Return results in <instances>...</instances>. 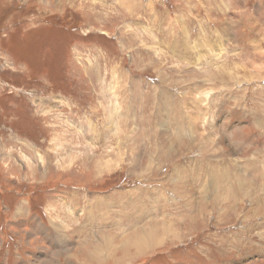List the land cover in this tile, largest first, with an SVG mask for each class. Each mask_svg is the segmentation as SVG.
Returning a JSON list of instances; mask_svg holds the SVG:
<instances>
[{
  "label": "rangeland",
  "instance_id": "rangeland-1",
  "mask_svg": "<svg viewBox=\"0 0 264 264\" xmlns=\"http://www.w3.org/2000/svg\"><path fill=\"white\" fill-rule=\"evenodd\" d=\"M0 264H264V0H0Z\"/></svg>",
  "mask_w": 264,
  "mask_h": 264
},
{
  "label": "bare ground",
  "instance_id": "bare-ground-1",
  "mask_svg": "<svg viewBox=\"0 0 264 264\" xmlns=\"http://www.w3.org/2000/svg\"><path fill=\"white\" fill-rule=\"evenodd\" d=\"M121 6V5H120ZM122 7V6H121ZM263 179V178H262ZM234 185V184H233ZM228 190V189H227ZM231 192H235L236 191V189L234 188V187H232V189L230 188L229 189ZM145 231V230H144ZM154 233V232H153ZM156 234L158 233V232H155ZM166 233V232H165ZM136 234V233H135ZM133 235V234H132ZM146 236V235H145ZM147 237V236H146ZM140 238H141V236H140ZM162 238V237H161ZM101 239H104V238H101ZM137 239V238H136ZM136 239H135V241H133V246H137V245H142V244H145V245H148L149 247H150V249H152L153 247H151L152 246V244H154L157 240L155 239V238H153V236L152 237H150L149 239H147V240H145V237H144V239H141V240H139V241H137L136 242ZM139 239V238H138ZM161 240H163V238L161 239ZM159 241V240H158ZM97 242V241H96ZM103 242V241H102ZM107 242H108V240H107ZM131 242V241H130ZM159 243V242H158ZM103 245V244H102ZM115 245V244H114ZM109 246V245H108ZM116 246V245H115ZM103 247V246H102ZM113 247V246H112ZM139 247V246H138ZM99 249V248H98ZM114 249H115V247H114ZM107 250H109V249H107ZM121 250V249H120ZM141 251V250H140ZM139 251V252H140ZM99 252V251H98ZM109 252V251H108ZM107 253V252H106ZM113 253V252H112ZM111 253V254H112ZM97 255V254H96ZM102 255H104V256H108V254H105V253H102ZM124 256V255H123ZM110 257V256H109ZM108 258V257H107ZM134 258V257H133ZM121 259V258H120ZM95 260H96V258H95Z\"/></svg>",
  "mask_w": 264,
  "mask_h": 264
},
{
  "label": "trees",
  "instance_id": "trees-1",
  "mask_svg": "<svg viewBox=\"0 0 264 264\" xmlns=\"http://www.w3.org/2000/svg\"><path fill=\"white\" fill-rule=\"evenodd\" d=\"M54 25H57V24L54 23ZM57 26H58V25H57ZM70 29H71V32H70V33H73V32H75V30H76L75 27H71Z\"/></svg>",
  "mask_w": 264,
  "mask_h": 264
}]
</instances>
